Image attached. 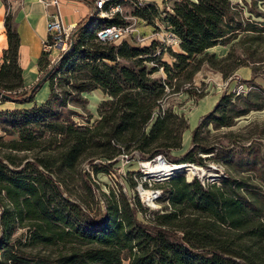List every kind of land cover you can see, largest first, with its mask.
Returning a JSON list of instances; mask_svg holds the SVG:
<instances>
[{"label":"trees","instance_id":"1","mask_svg":"<svg viewBox=\"0 0 264 264\" xmlns=\"http://www.w3.org/2000/svg\"><path fill=\"white\" fill-rule=\"evenodd\" d=\"M2 1L7 9L9 66L5 67L17 68L23 80L20 38L13 28L11 5ZM259 2L264 4V0H244L243 5L231 0H163V9L156 3L139 6L135 15L156 29L160 21L180 40V51L157 39L146 46L101 42L100 29L122 22L92 13L72 29L71 46L56 63L42 52L39 79L47 75L49 97L35 103L40 89L35 83L13 97L18 104L31 105L0 110V125L20 130L42 127L36 128L38 137L28 136L34 140L29 149H38L34 181L42 192L30 195L46 219L63 224L89 243L115 250L129 264H264V190L258 187L227 175L204 184L196 176L188 181L177 172L158 185L165 195L162 191L156 202L165 204L150 210L137 195L129 198L122 187L106 185L104 191L93 180L101 173L110 174L121 156L146 162L161 156L178 164L200 165H204L200 153L212 154L216 160L234 158L231 152L204 144L200 134L211 124L233 125L227 113L235 93L224 94L201 117L192 130V147L179 158L170 151L182 148L188 120L164 103L169 90L203 98L195 91L194 77L204 65L228 78L240 67L261 61L256 55L264 47V21L253 18L263 16ZM48 40L52 42V33ZM217 45H230L228 54L218 57L209 51ZM166 53L171 61L164 59ZM161 71L165 76L157 77ZM98 89L106 98L97 107L98 119L91 122L86 94ZM250 110L248 105L236 117ZM256 158L249 154L248 164L255 167ZM127 180L134 189L136 181Z\"/></svg>","mask_w":264,"mask_h":264},{"label":"rangeland","instance_id":"2","mask_svg":"<svg viewBox=\"0 0 264 264\" xmlns=\"http://www.w3.org/2000/svg\"><path fill=\"white\" fill-rule=\"evenodd\" d=\"M14 1L10 2L8 0L11 5V12L14 4L17 6L22 3V0ZM51 1L42 0L46 10L49 12L48 21L52 20L54 15H58L60 9L53 5ZM252 1L248 0L247 2L250 3ZM80 2L90 5L87 0H81ZM144 3H154V1L131 0L125 5L124 13L128 17L125 19L118 18V20L122 23L136 21L138 32L134 37L131 36L122 41L146 46L151 43V38L162 41L166 36L167 31L160 21H157V23L161 27L156 29L144 20L135 18L138 17L135 15V11ZM159 7L163 9L164 3L161 2ZM257 8L263 16L253 18L262 22L264 21V4L262 5L259 2ZM245 16H249L247 11H245ZM145 27L147 31H144L143 28ZM1 47L2 43L0 42ZM174 47L177 46L174 44ZM6 50H0V91L12 97H18L38 82L39 74H37L38 76L32 85L20 80L17 68L7 69L5 67L6 65L9 66L6 61ZM237 53L240 54L239 48ZM256 56L261 61L249 63L252 70L251 77L244 79L240 75H235L238 83L244 84L245 92L239 96L235 95L232 99L234 105H229L228 107L231 110L228 111L227 116L232 119L233 125L217 128L211 124L204 126L200 134L204 144L216 148V150L231 152L234 154L232 155L234 158L221 157L216 160L211 157L212 154L200 153L204 158V165L194 163L200 166V171H195V173L187 170L177 171L181 172L186 180L189 181L196 176L204 184H208V182H212L211 174H221L223 172L225 176L245 181L264 190V108L259 109L256 107L257 104L264 105V91L258 87L260 86L264 90V47ZM207 71L205 69L203 74L199 73L196 75L197 79L194 84L197 88L195 90L197 94L206 95L211 93L213 88L216 87L214 77L207 76V74L204 75V72ZM156 76L163 77L165 75L161 71ZM201 79H204V81ZM169 92L165 98L164 107L173 108L185 116L189 114L196 104L197 100L195 97L182 92L175 94ZM49 93V82L46 81L35 95L34 102L37 104L43 103L49 97ZM86 97L89 100L88 109L93 115L91 119V122H93L99 117L97 112L98 105L106 97L101 91L88 93ZM0 104H5L8 107H0V110L25 108L31 105L29 103L19 107L18 103L6 100L1 96ZM248 105L251 110L246 115L236 117L237 111L248 107ZM77 111L83 114L81 109H77ZM76 120L83 121L79 117ZM30 128L28 130H20L12 126L0 125V264H129V261L120 258L115 250L89 243L63 224L46 219L36 207L35 197L30 195V193L36 191L40 194L41 192L36 190L37 185L34 181L35 167L33 164L38 156V151H36L38 149L29 148L34 142L30 138L38 137L36 128L39 129L40 127L36 125ZM188 130L186 133H188ZM26 132L27 135L25 136ZM191 140L192 137L189 145L183 144L181 149L170 151V155L177 158L182 157L192 147ZM249 154L257 157L255 167L247 162ZM156 161L158 160L156 159L153 162ZM142 162L143 164L146 163V161L130 158V155L128 157L121 156L117 158L110 174L101 173L98 176H93V180L101 190L107 191V186L115 189L122 187V190L131 199L137 195L140 199L143 196L151 201V197H153L152 190L160 189L158 185L164 184L167 180H156L151 174L148 175L145 172L143 166L144 173L141 166ZM167 162L169 164H178L172 161ZM84 167L88 168V165L86 164ZM254 168L255 170H253ZM202 170L207 173L203 174ZM127 178H133L136 181L134 189ZM162 191L163 195H165L164 189ZM144 204L150 210H159L165 202H154L150 205Z\"/></svg>","mask_w":264,"mask_h":264},{"label":"crops","instance_id":"3","mask_svg":"<svg viewBox=\"0 0 264 264\" xmlns=\"http://www.w3.org/2000/svg\"><path fill=\"white\" fill-rule=\"evenodd\" d=\"M9 1L13 2L14 0ZM153 1L158 6L161 5V2L163 3V0ZM231 1L233 3L243 5L244 0ZM89 6L90 5H85L79 0H60L59 17L62 24L66 27L72 28L75 27L80 21L91 18L92 11ZM12 12L13 28L14 31L18 33L20 38V45L18 49V63L22 69L24 82L28 85H32L38 76L37 74H39L38 60L43 52L42 42L48 37L49 12L46 10L44 4L42 3V0H22V3L17 6L14 4ZM6 13V6L4 2L0 0V42L2 43V47L0 48V50L2 51L8 48V38L5 27ZM55 16L56 15H54L53 17ZM143 29L144 31H147L145 30L146 27ZM153 39L155 38H151L150 40L152 41ZM174 50L180 51L179 46L174 47ZM229 50L230 45H217L211 48L209 51L215 53L218 57H223L228 54ZM164 59L166 61H171V57L167 53L164 55ZM205 69L208 71L204 72V75L207 74V76L209 75L211 77H214L216 81V87L213 88L211 93H208L203 98L197 100L193 109L189 112V114L186 115L189 124V130L187 129L188 133H186V130L183 134L184 145H189L190 138L192 137L191 132L193 128L198 125L200 118L212 111L224 94H230L236 88V86L238 85V81L235 75H240L244 79H248L252 75L251 68L248 66H244L240 67L234 73L233 77L230 76L228 78H224L221 72L211 68L208 65H204L197 74H203V71ZM196 75L194 77V81H196L197 79ZM201 80L204 81V79ZM97 91L101 90L98 89L93 92ZM102 94L104 95L103 92ZM0 105L1 108H8L5 104ZM21 105L22 104H19L18 106L21 107Z\"/></svg>","mask_w":264,"mask_h":264},{"label":"built area","instance_id":"4","mask_svg":"<svg viewBox=\"0 0 264 264\" xmlns=\"http://www.w3.org/2000/svg\"><path fill=\"white\" fill-rule=\"evenodd\" d=\"M90 4V8L92 13L96 14L100 18L105 19H115V18H127L125 15V5L131 0H87ZM51 3L60 8L59 0H52ZM60 14L56 15L52 20L48 22V34H53V40L50 42L45 39L42 42L43 51L49 53V57L52 63H56L60 58L61 54L66 52L71 46L70 34L74 27H66L62 24ZM137 20H142L139 17H135ZM144 22V21H143ZM138 32V28H136V21L130 23H121V24H112L103 27L97 32L98 40L101 42H109V43H119L125 38L134 37ZM166 43L167 46L174 48V44L179 46L180 40L170 32H166V36L162 40ZM55 52H57L55 54ZM245 92V86L242 83H238L236 88L233 90V93L236 95H241ZM161 157L158 156L157 159ZM156 160V159H155ZM182 165V164H180ZM143 170V162L141 163ZM144 172V170H143ZM145 173V172H144ZM177 173V172H175ZM174 174L164 176L160 180H168L173 177ZM224 173L221 174H211L210 178L212 182H217L221 177H224ZM141 187V185H140ZM141 190V189H140ZM153 191V197H151V201L148 198H144L142 196V202L147 205L153 204L157 201V199L161 196L162 190L155 189Z\"/></svg>","mask_w":264,"mask_h":264},{"label":"bare ground","instance_id":"5","mask_svg":"<svg viewBox=\"0 0 264 264\" xmlns=\"http://www.w3.org/2000/svg\"><path fill=\"white\" fill-rule=\"evenodd\" d=\"M145 172L149 175L151 174L156 180L162 179V177L170 174H174L177 171L187 170L188 172L200 171V166L195 164H172L167 162L165 159H159L156 162H146L143 164ZM203 174L207 173L202 170ZM195 175V174H194Z\"/></svg>","mask_w":264,"mask_h":264},{"label":"water","instance_id":"6","mask_svg":"<svg viewBox=\"0 0 264 264\" xmlns=\"http://www.w3.org/2000/svg\"><path fill=\"white\" fill-rule=\"evenodd\" d=\"M46 80H47V75H45L42 78H40L38 80V82L36 83V86L35 87H39V86L41 87L46 82ZM0 96L2 98L6 99V100H9V101H12V102H16L15 99L12 96H10L8 94H5V93H3L1 91H0ZM159 159H162L163 160L162 157H159L157 160H159ZM152 161H155V160H152ZM170 175H172V174H170ZM166 176H168V175H166Z\"/></svg>","mask_w":264,"mask_h":264}]
</instances>
